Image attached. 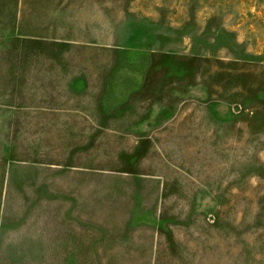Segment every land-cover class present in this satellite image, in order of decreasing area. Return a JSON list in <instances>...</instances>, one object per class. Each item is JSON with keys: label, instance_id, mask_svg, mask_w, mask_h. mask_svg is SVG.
Segmentation results:
<instances>
[{"label": "rangeland", "instance_id": "rangeland-1", "mask_svg": "<svg viewBox=\"0 0 264 264\" xmlns=\"http://www.w3.org/2000/svg\"><path fill=\"white\" fill-rule=\"evenodd\" d=\"M0 264H264V0H0Z\"/></svg>", "mask_w": 264, "mask_h": 264}]
</instances>
